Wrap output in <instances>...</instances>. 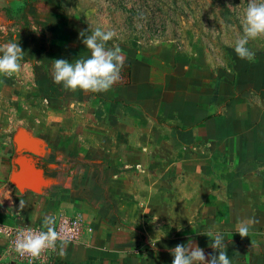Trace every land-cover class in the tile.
I'll return each instance as SVG.
<instances>
[{
    "label": "rangeland",
    "instance_id": "obj_1",
    "mask_svg": "<svg viewBox=\"0 0 264 264\" xmlns=\"http://www.w3.org/2000/svg\"><path fill=\"white\" fill-rule=\"evenodd\" d=\"M247 3L70 0L90 28L116 33L107 46L133 66L141 99L124 112L142 128L131 153L147 159L131 164V185L147 193L138 219L149 233L133 255L148 264H171L189 238L214 253L204 233L217 229L232 264H264V36L249 43L254 61L234 52Z\"/></svg>",
    "mask_w": 264,
    "mask_h": 264
},
{
    "label": "crops",
    "instance_id": "obj_2",
    "mask_svg": "<svg viewBox=\"0 0 264 264\" xmlns=\"http://www.w3.org/2000/svg\"><path fill=\"white\" fill-rule=\"evenodd\" d=\"M88 25L70 0H0V44L14 39L25 52L18 74L0 75V225L47 230L46 216L56 224L79 215L80 241L60 244L51 264H148L145 253L133 255L149 237L138 219L147 193L131 185L140 178L131 164L147 159L131 153L142 128L124 112L141 99L133 66L130 81L120 75L125 82L104 92L72 91L52 77L54 59L90 55L79 36ZM4 248L0 236V264Z\"/></svg>",
    "mask_w": 264,
    "mask_h": 264
},
{
    "label": "clouds",
    "instance_id": "obj_3",
    "mask_svg": "<svg viewBox=\"0 0 264 264\" xmlns=\"http://www.w3.org/2000/svg\"><path fill=\"white\" fill-rule=\"evenodd\" d=\"M241 26L243 34L236 41L234 52L241 59L254 61L257 53L251 50L249 43L264 36V0H248ZM115 35L113 30H105L102 26L90 28L88 25L87 29L81 30L79 36L84 46L90 50V55L71 61L62 58L54 59L51 65L54 82L72 91L109 90L120 79L124 65L122 49L115 45L107 46V42L113 40ZM24 54L19 42L14 39L0 44V75L18 74ZM55 222V216L49 215L44 219L46 231L25 229L18 232L12 250L21 256L28 253L34 258L39 257L45 249L54 250L59 238ZM249 231L250 223L241 222L236 232L241 237H246ZM204 234L211 238L210 246L215 250L214 253L206 255L205 249L189 238L187 243L177 244L169 249L173 257L171 264H232L226 251L228 241L224 234L219 229ZM61 254H63L62 251Z\"/></svg>",
    "mask_w": 264,
    "mask_h": 264
},
{
    "label": "built area",
    "instance_id": "obj_4",
    "mask_svg": "<svg viewBox=\"0 0 264 264\" xmlns=\"http://www.w3.org/2000/svg\"><path fill=\"white\" fill-rule=\"evenodd\" d=\"M55 228L59 233V238L56 241V248L45 249L39 257H32L25 253L23 256L12 250L14 241L16 240L18 232L25 229H32L34 231L44 230L38 227L14 225H0V236L5 241V248L3 255L7 259L8 264H51L54 254L58 246L62 243L78 244L85 229V223L79 215L59 216ZM46 231V230H45Z\"/></svg>",
    "mask_w": 264,
    "mask_h": 264
},
{
    "label": "trees",
    "instance_id": "obj_5",
    "mask_svg": "<svg viewBox=\"0 0 264 264\" xmlns=\"http://www.w3.org/2000/svg\"><path fill=\"white\" fill-rule=\"evenodd\" d=\"M130 65L127 62H124L123 68L121 70L120 75L126 77L127 80L130 78Z\"/></svg>",
    "mask_w": 264,
    "mask_h": 264
}]
</instances>
